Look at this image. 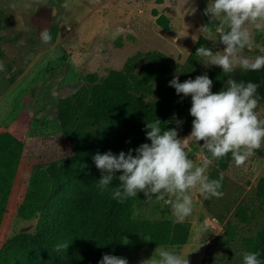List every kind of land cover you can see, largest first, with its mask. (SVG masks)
<instances>
[{
	"label": "rangeland",
	"instance_id": "374dc122",
	"mask_svg": "<svg viewBox=\"0 0 264 264\" xmlns=\"http://www.w3.org/2000/svg\"><path fill=\"white\" fill-rule=\"evenodd\" d=\"M209 0H0V124L10 126L26 117L29 135L53 131L59 127L57 117L61 98L75 93L89 75L103 78L114 69H122L140 54L161 52L171 57L178 73L188 79L218 72L226 87L228 79L218 66H205L193 50L206 46L222 51L216 39L217 21L211 24L204 15ZM169 19V27L159 21ZM210 26L211 32L201 31ZM48 29L49 43L40 38ZM195 41H194V40ZM254 45L243 55H264V33L254 32ZM141 64H146L145 57ZM232 78L238 82L260 85L262 97L257 111L264 116V69L242 72ZM187 136L181 135L180 138ZM203 142H200L202 145ZM188 141L189 158L199 164L206 155L202 146ZM220 170L225 181L220 199H205L193 189V212L185 219L191 223L189 240L182 246H166L168 250L188 254L189 264H235L245 253L247 240L256 235L264 223V194H259L264 181V146L236 167L231 159L223 168L213 160L211 176ZM102 173L88 172L67 190L64 199L54 207L49 224L56 243H71L67 251L57 255L39 243H32L5 264H97L87 238L95 230L103 205V192L97 188ZM264 184V183H263ZM243 208V212L241 209ZM134 216L148 219H174L170 207L154 196L151 201H137ZM207 225V231L203 228ZM51 246V245H49ZM148 236L127 235L125 245L108 249L104 254L126 258L128 264L150 259L155 249ZM98 257V256H97Z\"/></svg>",
	"mask_w": 264,
	"mask_h": 264
},
{
	"label": "trees",
	"instance_id": "16d2710c",
	"mask_svg": "<svg viewBox=\"0 0 264 264\" xmlns=\"http://www.w3.org/2000/svg\"><path fill=\"white\" fill-rule=\"evenodd\" d=\"M159 21L169 27L166 15ZM196 49L189 57L192 65L197 60ZM144 57L147 62L141 64ZM178 71L176 62L164 53L138 54L124 68L103 78L89 75L79 90L61 98L56 130L31 136L25 115L10 126L0 124V264L8 263L32 243L42 244L57 255L52 251L57 243L49 227L54 220L51 212L77 179L100 171L93 160L95 154L111 151L118 155L150 143L146 123L156 119L162 122V129H176L179 138L190 134L194 119L189 111L191 96L177 95L169 86L174 75L180 82L188 79ZM207 75L213 80L212 92L220 91L223 76L218 72ZM231 159L229 154L218 160L219 165L226 168ZM220 176L223 187L225 178L220 170H214L210 178ZM263 183L262 179V195ZM117 185L118 181H113L109 191L103 192L97 227L87 234L97 264L106 250L123 247L127 235L148 236L153 246L188 242L189 221L137 218L134 205L146 197L140 192L121 203L111 198V188ZM249 251L259 252L264 262V223L247 240L245 252ZM235 264H243V255Z\"/></svg>",
	"mask_w": 264,
	"mask_h": 264
},
{
	"label": "clouds",
	"instance_id": "9594fccd",
	"mask_svg": "<svg viewBox=\"0 0 264 264\" xmlns=\"http://www.w3.org/2000/svg\"><path fill=\"white\" fill-rule=\"evenodd\" d=\"M204 15L210 16L211 24L217 21L214 29L217 38L205 39L219 41L224 48L213 51L200 46L195 54L206 67H220L228 79L226 87L216 93L212 92L213 80L206 73L184 82L174 75L169 81L177 95L191 96L189 111L194 119L190 134L181 139L176 129H162V122L156 119L146 123V139L150 143L130 148L127 153L121 151L116 155L108 151L93 157L102 173L97 183L101 192H108L113 181H118L111 188L112 199L123 203L140 192L147 201L154 196L170 207L177 222H183L193 212V189L205 199L223 197V176L213 179L207 174L213 160L231 154L235 166L241 167L264 146V116L257 111L262 100L258 92L260 85L232 78L237 69L242 72L264 69V55L255 58L243 55L245 49L254 45V32L264 33V0H209ZM201 31L211 32V28L205 26ZM40 38L44 43L52 40L46 28L40 31ZM3 70L0 62V71ZM188 141L199 145L203 142L201 146L206 155L199 164L189 158ZM117 173L121 174L117 176ZM203 231H207V225ZM70 244L61 241L52 251L56 254L67 251ZM155 250V255L141 260L140 264H189L188 254L163 246ZM259 257V252H245L243 264H264ZM98 264H128V260L104 254Z\"/></svg>",
	"mask_w": 264,
	"mask_h": 264
}]
</instances>
